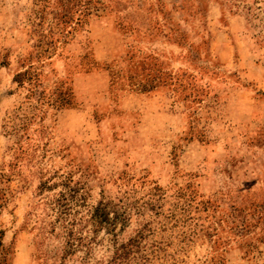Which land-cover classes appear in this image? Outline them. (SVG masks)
<instances>
[{"label":"rangeland","instance_id":"1","mask_svg":"<svg viewBox=\"0 0 264 264\" xmlns=\"http://www.w3.org/2000/svg\"><path fill=\"white\" fill-rule=\"evenodd\" d=\"M0 264H264V0H0Z\"/></svg>","mask_w":264,"mask_h":264}]
</instances>
